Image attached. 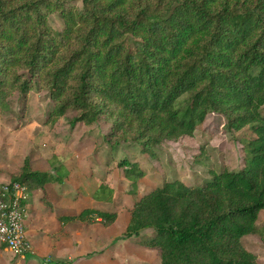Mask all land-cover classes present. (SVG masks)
Segmentation results:
<instances>
[{"label":"trees","instance_id":"trees-1","mask_svg":"<svg viewBox=\"0 0 264 264\" xmlns=\"http://www.w3.org/2000/svg\"><path fill=\"white\" fill-rule=\"evenodd\" d=\"M0 0V111L39 82L55 103L53 124L76 111L75 123L111 124L112 148L141 144L145 155L164 141L193 136L212 114L245 140V167L214 173L201 187L167 182L142 197L120 240L154 230L139 245L161 264H259L243 239L260 236L264 210V0ZM50 12L64 21L48 24ZM131 181L138 163L118 164ZM12 182L41 189L61 183L26 160ZM113 189L107 178L96 192ZM113 197V195H112ZM110 197V200L113 198ZM118 213L85 209L62 215L112 226Z\"/></svg>","mask_w":264,"mask_h":264},{"label":"rangeland","instance_id":"rangeland-1","mask_svg":"<svg viewBox=\"0 0 264 264\" xmlns=\"http://www.w3.org/2000/svg\"><path fill=\"white\" fill-rule=\"evenodd\" d=\"M66 7L82 9L83 0H74L68 3ZM48 24L55 33L61 32L65 25L60 14L54 12L49 13ZM54 105L55 103L50 99L49 93L41 87L39 82H34L32 91L27 96L15 95L10 101L9 109L0 111V185L9 183L19 176L26 160L30 162L33 158H41L38 165L42 166L47 160L48 167L51 166L52 168L54 154H66L64 151L57 150L63 148L62 144L69 150L66 156L81 158L83 162L87 161L88 151L95 149L92 156L94 155L95 159V156L100 153L101 159L104 158L109 167L107 178L110 182L113 180L111 184L115 188L113 189L110 184L114 194H111V190L108 189L107 192L101 193L109 200H106L107 205L100 210L120 213L121 217L118 218L119 221L116 226L118 231L123 229L127 223L128 210L133 208L142 197L162 187L167 182L180 181L189 187H201L212 179L214 173L238 172L245 167V140L240 138L241 135L237 137L236 133L226 131V120L219 114L210 115L191 137L185 136L177 141H164L154 148V156L152 157L143 153L141 144L123 142L119 147L112 148L113 141H110L108 137L112 130L111 124L103 120L98 121L91 125L95 128L92 131L91 126L87 128L84 123L74 124V119L78 113L73 110L66 113L65 117L59 121L61 125L59 124L55 129V124L50 121V114ZM76 124L79 130L73 135L70 131ZM88 130H90L91 136L88 134ZM66 149L63 148V150ZM47 156H51V159L48 160ZM123 160L138 163L145 173L134 192H129L128 187L131 181L125 177L124 170L118 167V164ZM34 168L35 166L32 170L35 171ZM60 173L65 175L66 169L62 168ZM110 197L113 200H110ZM44 198L38 201L39 222L41 220L43 236L47 233L50 234L54 244V235H57L53 233L56 217L54 212H51L52 204ZM61 216L58 218L59 221ZM97 224L108 228L102 222L87 225ZM257 224L264 232V210L260 213ZM64 234V230L62 233L59 232V238ZM153 234L154 230L144 231L141 233L142 237L134 242L139 245L140 242L151 239ZM242 241L248 251L257 255L259 264H264V241L262 238L252 235L245 237ZM49 247L54 250L53 245ZM140 247L144 248L143 246ZM145 250L140 257L137 256L138 258L135 257V254L132 258L127 256L123 258L116 252L106 257L104 252L98 250L85 256L83 262H77V264H161L158 251ZM37 252L39 253V251ZM41 256H37V258L45 260L46 264L57 263L54 261V254L51 252H46ZM58 262V264H74V262L65 260Z\"/></svg>","mask_w":264,"mask_h":264},{"label":"crops","instance_id":"crops-1","mask_svg":"<svg viewBox=\"0 0 264 264\" xmlns=\"http://www.w3.org/2000/svg\"><path fill=\"white\" fill-rule=\"evenodd\" d=\"M59 124L61 125V122L55 124V129ZM77 126L76 124L74 128L72 127L70 131L72 132L71 134L78 132L79 127ZM85 127L89 128V126L86 125ZM91 129L93 131L95 128L91 126ZM58 131L61 130L58 129ZM87 132H89L88 134L91 136L90 130ZM61 146L66 149L63 144ZM63 148L57 150L64 151L66 154L69 153V150H63ZM88 152L89 154H87L88 158L86 162L81 161V158L77 159L74 156L69 158L66 154L60 155L54 152V165L52 168L51 166L48 167L49 164L47 160L44 162V164L47 162L45 166L44 164H42V166L38 165L41 158H33L31 160L32 162L30 161L31 169L35 166L34 169L37 172L55 174L62 179V182L47 184L44 188L30 191V219L28 221L27 235L32 244L33 253L29 254L26 258H19L8 249L0 248V264H46L45 260L39 259V257H42L41 255L46 252L54 254V261H57L56 264L59 263L58 261L62 260L77 264V262L81 263L85 256H88L90 253H95L98 250L104 252L106 257L116 252L123 258H126V256L132 258L133 254L138 258L146 251V248H142L140 247L141 245L134 242L140 239L142 235L136 239L120 240L127 230L133 208L128 210L127 223L124 225L123 229L119 231L116 226L121 217L120 213L118 214L119 219L116 223L108 228L102 227V225L99 224L87 225L89 223L84 224V222L81 223L80 221L68 224L60 223L58 218L61 215L78 214L88 208L100 210V208L107 205L106 200L96 199L95 194L103 181L107 179L109 167L106 165L104 158L101 159L100 153L98 156H95L94 159V155L92 156V154L95 153V149H91ZM51 156H47V159L50 160ZM57 156L59 157L57 158ZM68 160L69 162H67ZM62 168L66 169L67 173L65 175L60 173ZM112 181L113 180H111L110 184ZM111 187L115 189L112 184ZM43 197L52 204L51 212H54L56 217V225L54 226L53 233L57 235H54V244L52 243L51 236H49L50 234L47 233L43 236L41 220L39 222L38 201L40 199L42 200ZM100 228L102 229L100 230ZM63 230L65 234L59 238V232L62 233ZM51 245L54 246V250L49 247ZM37 251H39V253ZM37 256L39 257L37 258ZM75 259L77 260L75 261Z\"/></svg>","mask_w":264,"mask_h":264},{"label":"built area","instance_id":"built-area-1","mask_svg":"<svg viewBox=\"0 0 264 264\" xmlns=\"http://www.w3.org/2000/svg\"><path fill=\"white\" fill-rule=\"evenodd\" d=\"M30 188L20 182L0 185V248L19 258L33 253L28 239Z\"/></svg>","mask_w":264,"mask_h":264}]
</instances>
